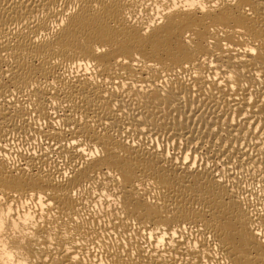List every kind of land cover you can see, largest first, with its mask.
<instances>
[{"label": "bare ground", "instance_id": "bare-ground-1", "mask_svg": "<svg viewBox=\"0 0 264 264\" xmlns=\"http://www.w3.org/2000/svg\"><path fill=\"white\" fill-rule=\"evenodd\" d=\"M0 264H264V0H0Z\"/></svg>", "mask_w": 264, "mask_h": 264}, {"label": "rangeland", "instance_id": "rangeland-1", "mask_svg": "<svg viewBox=\"0 0 264 264\" xmlns=\"http://www.w3.org/2000/svg\"><path fill=\"white\" fill-rule=\"evenodd\" d=\"M13 142L11 143L10 142V144H12V145H9V149H10V151H11V155H13L12 156V159L10 160V162L11 163H14L15 161L14 160H16V161H19V159H20V157H19V154H21V153H25L26 152V150H28L29 149V144L26 146V144L25 143H23V142H20V141H18V140H16V139H14V140H12ZM38 142V143H37ZM35 143L36 144H34V146H35V148H40L39 146H41V144H42V142L40 141V139L38 138V140H36L35 141ZM26 149V150H25ZM22 151H24V152H22ZM16 152V153H15ZM21 152V153H20ZM14 156H15V159H14ZM17 157H18V159H17ZM61 161V160H60ZM59 161V162H60ZM60 164H63V161H61L60 162Z\"/></svg>", "mask_w": 264, "mask_h": 264}]
</instances>
